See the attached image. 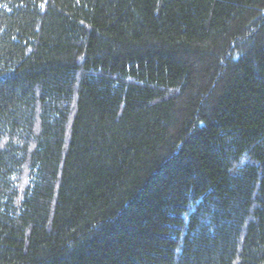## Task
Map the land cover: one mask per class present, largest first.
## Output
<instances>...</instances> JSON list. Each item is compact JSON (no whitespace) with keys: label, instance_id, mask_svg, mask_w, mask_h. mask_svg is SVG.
I'll list each match as a JSON object with an SVG mask.
<instances>
[{"label":"trees","instance_id":"16d2710c","mask_svg":"<svg viewBox=\"0 0 264 264\" xmlns=\"http://www.w3.org/2000/svg\"><path fill=\"white\" fill-rule=\"evenodd\" d=\"M0 264H264V0H0Z\"/></svg>","mask_w":264,"mask_h":264}]
</instances>
